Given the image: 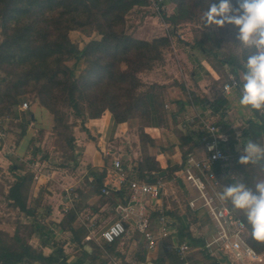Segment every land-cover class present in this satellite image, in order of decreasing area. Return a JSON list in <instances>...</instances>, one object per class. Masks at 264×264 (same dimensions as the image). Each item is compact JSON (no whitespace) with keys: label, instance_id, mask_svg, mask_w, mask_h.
I'll return each mask as SVG.
<instances>
[{"label":"trees","instance_id":"obj_1","mask_svg":"<svg viewBox=\"0 0 264 264\" xmlns=\"http://www.w3.org/2000/svg\"><path fill=\"white\" fill-rule=\"evenodd\" d=\"M174 5L170 15L161 14L162 18L172 25L179 22L193 20L198 13L207 10V0H164ZM218 3V0H212ZM147 0H0V115L11 110L20 103L24 94H32L53 116L54 128L68 130L70 124L67 116L60 108L68 107L73 115L83 117L87 110L96 116L107 110L115 122L128 121L132 117L141 120L138 129L141 148L146 151L147 144L153 145V138L144 131V126L153 122V116L162 122L165 109L164 101L150 89L143 93H136L139 84L136 72L147 65L151 59L159 57L160 48L169 44L167 36L162 35L150 40L134 37L125 30V15L135 6L147 5ZM229 34H235L233 27L225 25ZM79 31L89 36L82 45H78L69 37L70 31ZM92 36L90 37V35ZM198 47L206 53L202 43ZM213 55L220 63H227L231 72L236 76L242 71L241 64L235 53L224 54L218 51ZM247 58V53L244 54ZM73 60L69 66L67 61ZM84 67L78 70V64ZM240 87H233L228 93L213 101L204 102L194 91L189 94L190 102L197 107L208 106L217 112L223 106L230 105L241 110V117L246 121L243 134L245 140L258 144L257 138L264 134V121L254 123L253 118L260 113L256 110L244 108L239 104ZM258 126V130L249 129L248 124ZM224 133V132H222ZM69 147H73L74 137H65ZM179 146L186 143L182 150V162L186 156L198 145L188 135L179 136ZM223 150L229 154V167L223 169L221 184L223 187L234 183H244L254 190L255 184L264 180V159L256 164H241L239 162L242 150L235 147V141L228 136L220 140ZM145 153V152H144ZM182 163L171 165L175 172L180 170ZM13 181L9 184L6 197L11 205L27 215L33 214V209L27 205V193L32 181V173L24 171L18 165L11 164ZM138 178L147 181L155 180L157 172L163 171L158 160L148 152L133 165ZM217 173L222 172L219 165H215ZM96 193L103 194L105 176L108 170L91 168L88 173ZM164 175V174H163ZM115 192L125 203L126 196L119 187ZM227 204L243 219L244 214L233 208L230 201ZM166 209V212H168ZM197 214L205 215L204 211L196 210ZM77 208L71 207L58 223L40 224L32 222L33 227L41 238L42 244L47 246L53 234L58 231H69L71 240L78 245L82 259H68V255L61 246L49 245L51 251L45 254L41 249L31 246L17 233L7 237L0 230V264H105L104 259H98L100 249L89 252L84 248V238L88 230L83 226H74ZM39 220V219H38ZM172 232L165 244L166 264H183L174 249H168L174 240L187 241L189 244L201 246L209 257V264H218L217 258L210 255L204 246L203 237H195L188 224L183 220L173 226ZM120 238L112 242L102 240L105 251L115 252ZM246 239L251 247L259 253H264V243L251 238L250 227H246ZM164 259H158L156 264H165ZM155 264V263H154Z\"/></svg>","mask_w":264,"mask_h":264},{"label":"rangeland","instance_id":"obj_2","mask_svg":"<svg viewBox=\"0 0 264 264\" xmlns=\"http://www.w3.org/2000/svg\"><path fill=\"white\" fill-rule=\"evenodd\" d=\"M147 1V5L135 6L126 13L125 30L134 37L147 40L165 35L169 39V44L160 48L159 57L149 60L146 66L143 68L141 67L140 70L136 72V77L139 81L135 90L136 93H143L151 87L164 96V91L160 89V85L157 84V82H153L152 84L144 83L140 74L146 70H152L161 66L164 62V54L171 52L175 55V53L179 51H177L178 46H182L180 49L183 50L184 53L191 55L190 59H192V64L189 66L188 71L194 70L195 72L201 73L205 78V83L210 91L209 96H211V98H209L208 95H206L205 98L209 99V101H213L217 97L222 96V85L228 81L231 76L237 80L238 87H240L239 80L241 71H238L235 76L227 63H220L213 55L214 49L218 46V51L230 55L235 53L236 56L235 43H237V41L235 40V34H229V30H225L224 27L218 28L214 25L211 27L204 26L201 19L203 13H198L193 20L182 21L176 25H172L162 18V13H157L152 5V0ZM171 11L172 8L169 3H167L163 13L165 15H170ZM91 36L92 34L90 37ZM69 37L78 45H82V43L89 38V36L77 30L70 31ZM198 43L204 45L207 50L206 53L201 51L198 47ZM172 46H174V49ZM194 60L196 64L193 65ZM200 60H204L205 64L209 65L213 71L209 73L204 66H201ZM73 63V60L67 61L69 66H72ZM83 67L84 63H80L77 69L81 70ZM24 102L26 106L22 107ZM169 106L170 105H167L163 108L168 110ZM60 108L66 114L67 122L70 124L69 129H66V131L63 128L55 129L52 114L40 105L32 94L28 93L20 97L19 104L13 105L11 110L0 115V125L5 131V136L0 138V230L6 233L7 237L17 233L31 246L41 249L42 251H48L41 241V238L43 237L44 239V236H39L32 222L37 220L40 224L53 223V221L47 217V209L52 210V206H57L62 213V205L59 201L63 196L64 189H66V192L77 193V198H75L72 204V207L77 208L76 226H83L88 231H96V229L107 223L111 215L117 214L116 209L111 205L112 199L110 195L96 193V188L92 182L83 175L89 173L91 168H89L88 164L82 162L83 159L79 157L81 150L79 151V147L76 146L75 132H77L78 129L84 128L82 123L86 113L90 110H87L83 117H77L73 115L72 110L68 107L61 106ZM166 113L167 112H164V116L162 117V124H164V127L170 130L172 129L171 131L179 138L182 132L179 133L175 127L176 122L173 123L174 121L171 120L169 115L166 120ZM240 113L241 110H237L230 105L223 106L217 112L213 110L211 112L207 111V117L215 121L218 125H221V131L224 132H221V134L224 138L228 136L230 139L234 140L235 147L238 150H242L244 145H246L248 141H251L246 140L244 142L245 136L243 130L247 123L241 117ZM186 115L188 114L179 115L182 128L187 118ZM128 121L138 131L141 126L140 118L132 117ZM253 121L254 123L264 121V114L260 113L257 117L253 118ZM171 122L172 126L170 125ZM185 128L187 129V127ZM238 133L239 136L237 135ZM67 134H72L74 137L72 148L69 147L65 140ZM257 141L259 142L258 145L264 147V134L258 137ZM165 143L166 142L163 140H158V142H153V145L147 144L146 151L141 148V159L147 152L154 155V152H157ZM183 149H181V152ZM199 151H201L200 148ZM195 156H200V153L197 152ZM136 161L137 160H134L132 163L124 162L123 164L127 171H131L138 176L136 170L133 169V165ZM11 164L18 165L21 169L30 171L33 175L27 193V205L33 209L32 215H27L25 212L12 206L11 202L6 197L9 184L14 179L13 172L9 169ZM61 173L62 175L67 174L74 177L75 180L80 177V183L71 184V181L66 182L63 177L60 178ZM163 179L169 181V183L167 182L165 185L161 204H157L159 206L158 208L155 207L157 210L153 211L152 217L163 210L171 222V226L183 220L188 224L195 237H203L204 241H209L212 235L215 234L212 222L205 215H199L195 211H192L187 204V200L193 191L184 185L189 190L188 191L179 180L171 175V173L166 172ZM92 196L95 198V201L89 203L88 198ZM104 203L107 204L105 209L98 211L99 207L97 204ZM145 203H147L146 205L150 209L153 207L151 201L148 200ZM166 209H169L167 210L168 212H166ZM93 212H97V215L92 225L89 218ZM71 237L69 232L56 231L48 241L46 240V244L47 246L53 245V247L61 246L62 242L65 243V241H67L68 238L71 239ZM168 240V238L157 240L156 247L147 260L145 258L146 256L143 255V251L145 252L147 250L146 243L132 229L127 230L119 239L114 253L105 251L102 246L103 242L100 238L89 240V242L84 240V242L89 244V252L92 248L101 250L98 259H104L105 264H156L160 258L164 259V263L166 264L165 244ZM64 250L68 251V253H73L76 250V256L82 259L76 243L65 244ZM208 253L210 254L209 251ZM184 259L188 264H209V257L201 246L196 244H190L189 252ZM185 260L183 264H185Z\"/></svg>","mask_w":264,"mask_h":264},{"label":"built area","instance_id":"obj_3","mask_svg":"<svg viewBox=\"0 0 264 264\" xmlns=\"http://www.w3.org/2000/svg\"><path fill=\"white\" fill-rule=\"evenodd\" d=\"M152 3L159 14L164 12L167 6L164 0H152ZM236 86H238L237 80L231 76L223 83V92L228 93ZM25 106L24 102L22 107ZM193 108V113L186 115L183 128L187 127L195 132L201 154L196 157L189 153L183 160L180 170L175 173V177L193 191L187 200L188 207L192 211H204L214 226L215 234L209 241H204V246L211 255L216 256L218 264H264V253L256 252L246 239V228L241 229L237 226L241 222L245 223L243 219L226 201L219 198L222 193L223 178L227 175L224 174L223 169L229 167L230 161L229 154L220 145V140L225 139L221 134L222 127L207 117V111L211 112V108L207 107L206 111L199 110L194 105ZM4 136L5 131L0 125V138ZM210 147L211 151H209ZM217 164L222 170L220 173L215 170ZM108 175L109 180L104 182L101 192L108 194L111 187H124L129 191L127 201L116 205L118 214L116 218L100 227L96 231L97 234L95 231L92 234V230H89L84 240L88 241L96 237L112 242L127 232V223H130L132 230L145 240L147 251H153L157 240L165 239L174 232L164 211L161 210L152 218L151 214L157 209L153 207L150 209L145 203L146 199L152 201L153 205L160 203L164 193L163 181L159 177L147 181L132 175L125 169L119 157L112 158ZM75 198H77L76 192L65 194L61 209L63 214L72 207ZM167 248L174 249L179 257L184 259L189 252L190 244L187 241L177 242L173 239ZM185 264H188L186 260Z\"/></svg>","mask_w":264,"mask_h":264},{"label":"crops","instance_id":"obj_4","mask_svg":"<svg viewBox=\"0 0 264 264\" xmlns=\"http://www.w3.org/2000/svg\"><path fill=\"white\" fill-rule=\"evenodd\" d=\"M167 3H169L173 11L174 8L173 3L172 2H167ZM172 47L174 49V46ZM181 47L182 46L177 47V51L178 50L179 51L175 53V55H173V53L171 52L164 54V59H163L164 62L161 66L156 67L152 70H146L143 73H141L140 76L144 83L152 84L153 82H157V84L160 85V89L164 91V96H162L158 91L156 90L154 91L157 95H159L162 101H164V107L170 105L169 109L165 110L167 112L165 114L166 120H167V116L169 115L171 120L174 121L173 123L176 122L175 127L179 131V133L182 132L181 134L182 136L188 135L189 137H191L193 141L196 142L195 132L191 131L188 128L186 130L182 128L181 120L179 121L180 119L179 115L180 114L190 115L193 113L194 108L188 96L191 91H194L196 95L203 98L204 102L207 101L209 102V99L205 98L206 95H208L209 98H211V96H209L210 93L209 87L206 85L205 78L201 75V73L195 72L194 70L188 71L189 66L192 64V59H190L191 55L184 53L183 50L180 49ZM194 64H196L195 60L193 61V65ZM200 64L202 67L204 66L209 73L213 71V69L209 65L205 64L204 60H200ZM207 107L208 106H202L197 108L199 110L206 111ZM82 124L84 128L78 129L77 132H75L76 134L75 141H76V146L79 147L78 150L79 151L81 150V154L79 155V157L83 159L82 162L88 164L89 168L108 170L111 165V160L114 157H119L123 163L124 162L132 163V161L134 160L141 159L140 157L141 144L139 140L138 131L133 125H131L129 121L115 122L111 114L107 110H105L99 116H96L92 111H89L86 113V116ZM171 124L172 122L170 123V125ZM143 129L146 133L150 135L151 138H153L154 142H158V140H163L164 142H166L164 145L161 146V148L157 150V152H154V156L156 160H158L160 166L164 170V172L161 171L162 175H158V177L161 178V180L163 181L164 187L167 184V182L169 183V181L167 180L165 181V179H163V177H165L166 175V172L171 173V175L174 176L175 179L180 181V179L175 177L176 172L174 173V171L170 168L171 165L174 164L178 165L182 163V152L180 146L178 145L179 144L178 142L180 141L178 136L171 131L172 129L170 130L169 128L164 127V124H162L161 121H158L155 116H153V122L148 125H145ZM185 146H187L186 143L182 145V147L186 148ZM197 152L201 154L198 145L192 150L191 153L195 155ZM130 173L134 175L131 171ZM83 175L84 177L86 176V178L89 181L92 180L90 174L86 173ZM108 176H109L108 174L107 176H105L104 182L109 180ZM62 177L65 179L66 182L71 181L72 182L71 184L80 183L79 182L80 177L77 180H75L74 177H71L67 174L62 175L61 173L60 178ZM118 188L119 187H111L108 193L112 199L111 205H113L115 209L118 203H123L121 201V197L115 192V190H117ZM120 188L121 191L126 196H128L129 193L128 189L124 187H120ZM64 190L65 191H63V196L59 201L62 207L64 203L65 194L67 193L66 189ZM88 199H89L88 201L89 203L95 201V198L93 196ZM146 200L148 201V199ZM159 204H161V201ZM97 206L99 207L98 209L99 211L105 209L107 204L106 203L97 204ZM152 206L154 208L155 207L158 208L159 205H152ZM59 209L60 208H58L57 206H52V210L47 209V213H48L47 217L50 218V220H52L55 223H58L63 216V214L60 212ZM97 212H93L91 217L89 218V220H91L90 222H92L91 223L92 225H93V221L96 218ZM117 216L118 214L111 215L107 223L112 221ZM76 223L77 220H75L73 225L76 226ZM98 229H96V231H98ZM130 229H132L131 225L130 223H127V230ZM94 231L95 230H92V234L94 233ZM96 231L95 234L98 233ZM63 232H69V231H63ZM95 239L98 238L95 237ZM68 243L74 244L73 240L68 238L67 241H65V243L63 244V251L68 255L69 260H73L74 258L77 257L76 250L73 253H68V251L64 250V245ZM85 245H88V249L90 248L89 244H85ZM44 247L48 249V251H43L45 254L51 251V248L49 246H44ZM151 253L152 251L151 252H148L147 250L145 252L143 251V255L146 256L145 257L146 260L147 258H149V255Z\"/></svg>","mask_w":264,"mask_h":264},{"label":"clouds","instance_id":"obj_5","mask_svg":"<svg viewBox=\"0 0 264 264\" xmlns=\"http://www.w3.org/2000/svg\"><path fill=\"white\" fill-rule=\"evenodd\" d=\"M207 4L201 17L204 26L230 25L235 32L236 57L242 69L239 104L264 114V0H207ZM262 159L264 147L248 141L239 162L256 164ZM219 198L230 201L234 209L244 214L246 224L237 226L250 227L251 238L264 243V180L257 182L254 190L242 182L223 187Z\"/></svg>","mask_w":264,"mask_h":264},{"label":"water","instance_id":"obj_6","mask_svg":"<svg viewBox=\"0 0 264 264\" xmlns=\"http://www.w3.org/2000/svg\"><path fill=\"white\" fill-rule=\"evenodd\" d=\"M248 128L249 129H254V130H258L259 129L258 126L253 124V123H249L248 124ZM157 175H162V172L161 171L157 172ZM84 248L87 250L88 249V245H85Z\"/></svg>","mask_w":264,"mask_h":264}]
</instances>
